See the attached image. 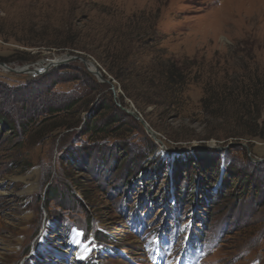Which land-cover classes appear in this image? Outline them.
<instances>
[{
  "label": "rangeland",
  "instance_id": "rangeland-1",
  "mask_svg": "<svg viewBox=\"0 0 264 264\" xmlns=\"http://www.w3.org/2000/svg\"><path fill=\"white\" fill-rule=\"evenodd\" d=\"M159 48L185 68L167 101L138 58ZM106 49L131 53L118 76ZM67 53L103 77L28 72ZM0 63V264H70L44 238L77 264H264V110L234 134L264 90V0H0Z\"/></svg>",
  "mask_w": 264,
  "mask_h": 264
},
{
  "label": "trees",
  "instance_id": "trees-1",
  "mask_svg": "<svg viewBox=\"0 0 264 264\" xmlns=\"http://www.w3.org/2000/svg\"><path fill=\"white\" fill-rule=\"evenodd\" d=\"M141 31H139L137 34H139ZM73 47H75L76 45L73 43L71 44ZM77 47H80L79 44L77 43ZM129 50V49H128ZM121 52V51H119ZM118 51H116V54L119 53ZM165 50L159 48L158 51H153V53H142V56L138 57V58H142L147 57V56H153L156 62V66H158V70L155 69L156 73H152L151 71L148 72V74L146 75L149 79H152L153 77L155 79H158V81L161 82L162 88L164 89L163 91V98L165 99V101H167L168 98L170 97H175V93L179 92L181 90V88L184 86L185 82H186V77L183 76L184 72H185V68L178 64L179 62L172 59L169 56H165ZM115 53L113 51H111L110 49H106L104 51V59L107 60V62H109V67L110 70L112 72H116L117 76L120 74V70H122V64L128 65L129 63V56L131 55L130 51L126 52L122 57H118L114 55ZM145 59L142 60V62H144ZM121 76V75H120ZM254 77L252 76L249 78L248 82L246 83V90L241 89L242 91H240V93L242 95H237V101L235 99V101L242 106L243 111L246 112V118L254 120V123L252 121L251 123V129H247L246 126L247 122L244 121H240V125L242 126L241 131H236L234 132L235 136H239V137H249V138H253V137H257L259 136V133L257 131L258 128V121L260 120L261 116L259 115H254L253 111L258 110V113H260L262 110H264V90L262 88V90L260 91V93H258L255 90V87H257L256 82L254 83H250V81H254ZM242 85V84H241ZM124 89L126 90V87H124ZM245 91V93H244ZM253 92H256L257 95H255ZM245 94V95H243ZM161 96V97H162ZM240 96H244L243 98H238ZM217 100L220 103H224L222 99H219V97L217 98ZM216 99L213 100V102L211 104L208 105L209 108H211L210 106L212 105H217L218 101ZM242 100V101H241ZM216 101V102H215ZM206 105V104H205ZM207 107V108H208ZM244 114V113H243ZM242 114V115H243ZM257 122V128H255V124ZM250 125V124H249ZM209 185L212 186V184L210 183Z\"/></svg>",
  "mask_w": 264,
  "mask_h": 264
},
{
  "label": "water",
  "instance_id": "water-1",
  "mask_svg": "<svg viewBox=\"0 0 264 264\" xmlns=\"http://www.w3.org/2000/svg\"><path fill=\"white\" fill-rule=\"evenodd\" d=\"M75 59H80L81 61H83L85 63L86 66H88L89 68L92 67L94 68L95 70H93L92 68H90V70L92 72H94L96 75H98L100 78L103 77L102 73L100 72V70L98 69L97 65L90 59L86 58V57H83V56H80V55H75V54H70V53H67V54H64V56H62L58 61L56 62H52L51 60V63H44V62H40L38 63L37 65H35L33 67V69H28V72L33 75V76H37V75H41L42 73H45L47 72L48 70L52 69L53 67L55 66H58V65H61L62 63H66V62H69V61H72V60H75ZM0 65L2 67H4L5 69H9L10 71L14 70L12 69L11 67L7 66L5 63H0ZM26 71V70H25ZM133 114L135 113L134 111H131ZM144 127L146 129L147 128V124H145L144 122ZM151 133L156 137V133L153 131V130H150Z\"/></svg>",
  "mask_w": 264,
  "mask_h": 264
},
{
  "label": "bare ground",
  "instance_id": "bare-ground-1",
  "mask_svg": "<svg viewBox=\"0 0 264 264\" xmlns=\"http://www.w3.org/2000/svg\"><path fill=\"white\" fill-rule=\"evenodd\" d=\"M56 61H58V60H52V62H56ZM4 191H6V190L1 189V192H4ZM77 234L78 233L76 231L75 232V240H76V242H77V239L79 238V235L77 236ZM52 240L50 238L49 239H45V238L42 239L41 244H40L41 249H47L48 247L53 249V246L57 245V248H59V250L55 252L56 248H54V254L57 257H61L63 255V253H65V254L69 253V256L67 258H68L70 264H77V261L79 260V258L84 256V254H86V252H87V249L85 248V246H83L80 250L72 251V247L73 246H71L69 244L65 245L61 241L52 244L51 243Z\"/></svg>",
  "mask_w": 264,
  "mask_h": 264
}]
</instances>
